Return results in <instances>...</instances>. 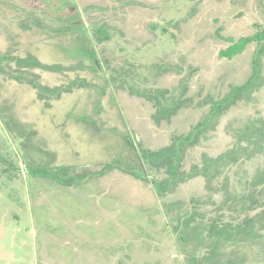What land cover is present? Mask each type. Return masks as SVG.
<instances>
[{"label": "rangeland", "instance_id": "obj_1", "mask_svg": "<svg viewBox=\"0 0 264 264\" xmlns=\"http://www.w3.org/2000/svg\"><path fill=\"white\" fill-rule=\"evenodd\" d=\"M262 30L264 0H0V264H264V54L219 57ZM203 123L177 178L142 161Z\"/></svg>", "mask_w": 264, "mask_h": 264}, {"label": "trees", "instance_id": "obj_2", "mask_svg": "<svg viewBox=\"0 0 264 264\" xmlns=\"http://www.w3.org/2000/svg\"><path fill=\"white\" fill-rule=\"evenodd\" d=\"M227 41L229 42L230 45L225 50H223L219 53L220 58L227 59V60H231L233 57L240 55L245 50V48L249 45H252V44L258 45V48L256 51V58L253 62V65H254L253 66V75L255 76L257 74V58L264 54V30L258 31L255 34H253L252 36L242 37V38L238 39L236 42L231 40V39H228ZM252 79H253V77H252ZM251 81L252 80H250L249 83L246 84L245 86H243L242 88H239L237 90L238 92H236L235 94L232 93L231 95L224 98V100L222 102L217 103L215 105V108L213 107V112L225 109L226 108L225 105H228L231 102V100L237 94L241 93L247 86H249L251 84ZM161 105H163V104L158 103V106H161ZM162 109H163V107H162ZM161 112L164 114H166V113L169 114L167 112V110L166 111L162 110ZM204 125H205V123L198 125V127L193 131V133H191L189 136L185 137L183 140H178L177 144L172 145L171 147L167 148L166 150H162L156 154H151V155H148L145 152H143L142 161L143 160L144 161H151L150 163L153 165L156 163V162L152 163L153 160L163 161V165H166V167H168L170 180L177 178L178 175H177L176 169L180 165V157L178 154L179 148L184 144L192 142L195 138V135L201 131V128L204 127ZM125 139H126L128 145L131 147L132 143L130 142V139L128 137H126ZM111 168H115V167L111 166L110 164L106 165V170L111 169ZM124 172L129 174L132 177H135V178L141 180V181H146V177L144 176L143 173H136L134 171L131 173L126 172V171H124ZM70 183L71 182L69 181L67 183V185H70ZM166 184H167L166 185V187H167L170 184V181H167ZM164 189H163V191H164ZM158 191L160 193H163L162 191H160L159 185H158ZM233 237L234 236H232V235L231 236L228 235L225 238L227 241H230L233 239Z\"/></svg>", "mask_w": 264, "mask_h": 264}]
</instances>
